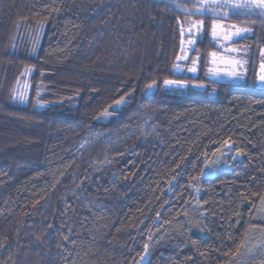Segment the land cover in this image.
Returning a JSON list of instances; mask_svg holds the SVG:
<instances>
[{
	"label": "trees",
	"instance_id": "obj_1",
	"mask_svg": "<svg viewBox=\"0 0 264 264\" xmlns=\"http://www.w3.org/2000/svg\"><path fill=\"white\" fill-rule=\"evenodd\" d=\"M166 2L0 0V264H136L145 244L144 264L258 263L240 250L264 229V19L223 21L251 29L235 40L248 49L245 79L230 82L206 76L217 47L203 18L191 77L173 71L186 17ZM29 67V101L15 104ZM129 91L119 113L96 119ZM225 140L238 159L202 177Z\"/></svg>",
	"mask_w": 264,
	"mask_h": 264
},
{
	"label": "snow or ice",
	"instance_id": "obj_2",
	"mask_svg": "<svg viewBox=\"0 0 264 264\" xmlns=\"http://www.w3.org/2000/svg\"><path fill=\"white\" fill-rule=\"evenodd\" d=\"M159 2H164V0H159ZM169 5L171 7L181 13L184 14L186 20L181 21L179 17H177V23L180 25V35L181 39V52L179 55L176 56L177 61H187L189 59L192 60V66L187 68L189 72L196 71V64L198 58H192L189 55L190 51L196 50L195 46L199 42L200 38L203 35V31L205 28V17H211V38L213 42H218L221 39L224 41H235L236 39L242 38V34H246L251 31L250 28H240L236 25H231L230 27L225 25L223 21L229 19L231 16H247L251 17H258L260 19H264V0H193L191 7L188 6L186 0H167L165 3V7L168 8ZM201 17V19H192V17ZM19 25H17L18 27ZM43 24L39 26V30L36 32L35 35L31 36L32 39V52H35L38 43L41 31L43 29ZM187 33V44H185V34ZM223 33V35H221ZM15 48V44L12 46ZM228 52H237L240 51L236 48H228L226 49ZM243 51L247 52V49H243ZM210 55L214 58L212 63H216L215 60L216 52L210 53ZM260 56H261V64H260V72L257 74V84L259 87L264 88V47L260 49ZM221 61L228 64L231 68L226 74L233 80H244V67L246 61L241 59H233L228 58L224 59L221 58ZM175 70H180L181 65L176 63L173 65ZM26 71H31V67L27 68ZM217 75L216 69H209V73L206 75ZM43 75V73H41ZM19 84V78L17 80ZM155 81L151 84L146 85V89H151L155 85ZM165 85H178L180 87L186 86V82L180 80H168L165 79ZM203 86V85H198ZM27 88V84L24 85ZM119 92V90H117ZM39 92H37V96L39 97ZM132 92H125L122 95H119L118 99H114L110 105L105 107L96 119L99 120H106L113 115V113H119L122 108L127 105L131 99ZM11 99L18 100L21 103H24L27 99L26 91H17L16 89L12 90ZM47 101H43L41 99L36 100V104L40 107H43ZM234 146L231 144L230 140H225L221 145V148L224 147H232ZM220 154L215 157L213 160V165L218 163L223 157L224 153L221 152L219 149L217 150ZM238 154L242 153L241 149H237ZM205 159H207V154L205 153ZM105 162H107V157H105ZM179 165H177L178 167ZM197 179V178H193ZM262 203H264V197H261ZM51 227V226H49ZM264 230V229H262ZM65 240H68L69 237L65 236ZM192 244L195 245L196 241L193 240ZM149 250V245H144V253L141 254L140 261L138 264H143ZM229 253L225 252L224 255L227 256ZM189 259H191L189 257Z\"/></svg>",
	"mask_w": 264,
	"mask_h": 264
},
{
	"label": "rangeland",
	"instance_id": "obj_3",
	"mask_svg": "<svg viewBox=\"0 0 264 264\" xmlns=\"http://www.w3.org/2000/svg\"><path fill=\"white\" fill-rule=\"evenodd\" d=\"M184 20H186V18ZM224 24L229 26V27L231 26V24H226V23H224ZM240 28H243V27H240ZM35 34H36V32L34 34H30V37L35 35ZM249 34H250V32H248L246 34H242V37L249 35ZM221 35H223V33ZM39 39H40V37H39ZM184 39H185V44H187V33L185 34ZM31 42H32V39H31ZM215 44L217 47V51H216L217 55L215 57V60L217 62L212 63V60L214 58L211 55H209L208 59H207V64H206V73H209V69L212 68V69L217 70V75L213 76V75L209 74V75H206L207 78L214 79V80H226V81H230V82H241L242 80H239V81L233 80L226 74L228 71L231 70V68L228 64L222 62L221 58L222 57L224 59L233 58V59H241V60L246 61L245 67H244V74H245L246 69H247V63H248V59H247L248 58V49L238 46L237 44H235V41L229 42V41H224L223 39H221L218 42H215ZM228 48H236V49H239L240 51L228 52V51H226V49H228ZM243 49H247V52L243 51ZM190 54H191V51L189 52V55ZM195 58H198V57H195ZM176 63H179L181 65V68H180V70L173 69L175 74H185V75H188L191 77L197 76L198 66H199V58L197 59L195 72L187 71V68L192 66V60L191 59H189L187 61H177ZM260 64H261V59H260ZM260 64H259V72H260ZM32 74H33L32 70L26 71V69H25L23 71L21 77L19 78V84L16 83L14 89H16L17 91H26L28 99L24 103H21L18 100L12 99V101L15 104L25 105L28 103L30 92H31V85H32L31 80H30ZM25 84H27V88L24 87ZM193 86L196 88H202L201 86H198V84H194ZM184 87H180V86L175 85V84L174 85H165L164 84V88H166V89H177V88H184ZM154 90H155V85L151 89H147V93H151ZM38 91L40 93L41 88ZM35 106L37 108H41L40 106H38L36 104V102H35ZM108 119L99 120V121L100 122H106ZM230 148L231 147H224V149L221 150V152L224 153V157L215 165H213L212 162L215 159V157L220 154L219 152L214 153L212 155V157L210 158V160H208V161L204 160V168H203V176L202 177L214 176L217 173H219L220 171L228 170L230 168V164L238 159L237 155H233L232 152H230V150H231ZM205 161H206V163H205ZM256 216H257V218H262V220H264V205L258 206ZM263 237H264V230H262V229L261 230L254 229V230L249 231L244 238L243 245H242L241 250H240V258L243 259L244 257H246L250 262H254L253 260H255L256 262H258L257 264H264V250L261 249L262 243H264ZM147 258H148V254H147L145 260L143 261V264L147 260ZM139 261H140V259L138 260V262ZM138 262L136 264H138Z\"/></svg>",
	"mask_w": 264,
	"mask_h": 264
},
{
	"label": "crops",
	"instance_id": "obj_4",
	"mask_svg": "<svg viewBox=\"0 0 264 264\" xmlns=\"http://www.w3.org/2000/svg\"><path fill=\"white\" fill-rule=\"evenodd\" d=\"M263 197H264V195H263ZM259 205H264V203H262V201H260ZM263 240H264V237H263ZM261 249L264 250V243H262Z\"/></svg>",
	"mask_w": 264,
	"mask_h": 264
}]
</instances>
